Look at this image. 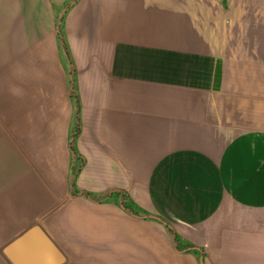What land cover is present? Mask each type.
Wrapping results in <instances>:
<instances>
[{
  "label": "crops",
  "instance_id": "1",
  "mask_svg": "<svg viewBox=\"0 0 264 264\" xmlns=\"http://www.w3.org/2000/svg\"><path fill=\"white\" fill-rule=\"evenodd\" d=\"M35 226L64 264H264V0H0V264Z\"/></svg>",
  "mask_w": 264,
  "mask_h": 264
},
{
  "label": "water",
  "instance_id": "2",
  "mask_svg": "<svg viewBox=\"0 0 264 264\" xmlns=\"http://www.w3.org/2000/svg\"><path fill=\"white\" fill-rule=\"evenodd\" d=\"M5 252L14 264H64L66 261L61 249L40 226L29 230Z\"/></svg>",
  "mask_w": 264,
  "mask_h": 264
}]
</instances>
